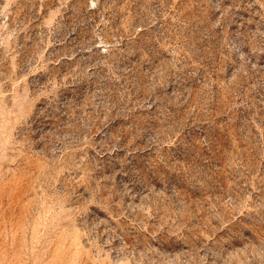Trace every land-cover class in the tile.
<instances>
[{
  "label": "rangeland",
  "instance_id": "obj_1",
  "mask_svg": "<svg viewBox=\"0 0 264 264\" xmlns=\"http://www.w3.org/2000/svg\"><path fill=\"white\" fill-rule=\"evenodd\" d=\"M0 264H264V0H0Z\"/></svg>",
  "mask_w": 264,
  "mask_h": 264
}]
</instances>
